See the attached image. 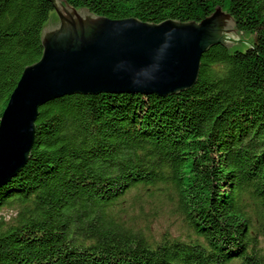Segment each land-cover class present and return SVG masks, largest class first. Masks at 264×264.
<instances>
[{
  "label": "trees",
  "instance_id": "trees-1",
  "mask_svg": "<svg viewBox=\"0 0 264 264\" xmlns=\"http://www.w3.org/2000/svg\"><path fill=\"white\" fill-rule=\"evenodd\" d=\"M111 19L200 22L221 7L250 46L216 45L168 97L70 95L40 109L26 166L0 188V264H264V0H63ZM50 0H0V119L43 55ZM240 45V44H239ZM131 192L165 197L189 237L149 241Z\"/></svg>",
  "mask_w": 264,
  "mask_h": 264
},
{
  "label": "water",
  "instance_id": "water-1",
  "mask_svg": "<svg viewBox=\"0 0 264 264\" xmlns=\"http://www.w3.org/2000/svg\"><path fill=\"white\" fill-rule=\"evenodd\" d=\"M50 1L55 14L43 30L42 58L24 70L0 119V188L28 163L48 103L70 95H176L197 84L210 48L244 49L255 39L221 7L200 22L152 24Z\"/></svg>",
  "mask_w": 264,
  "mask_h": 264
},
{
  "label": "rangeland",
  "instance_id": "rangeland-1",
  "mask_svg": "<svg viewBox=\"0 0 264 264\" xmlns=\"http://www.w3.org/2000/svg\"><path fill=\"white\" fill-rule=\"evenodd\" d=\"M221 9L227 15V12ZM130 194L122 203L126 213L121 212V215L135 232L149 241H160L164 237L169 239L189 237V232L174 213V208L167 198L159 196L149 199L146 196L139 197L135 192ZM14 216H16L15 209L5 208L0 212V219L5 221H10ZM261 247L264 251V239H262Z\"/></svg>",
  "mask_w": 264,
  "mask_h": 264
}]
</instances>
